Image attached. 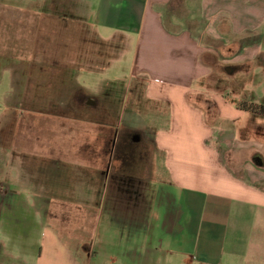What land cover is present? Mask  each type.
<instances>
[{"label":"rangeland","instance_id":"rangeland-1","mask_svg":"<svg viewBox=\"0 0 264 264\" xmlns=\"http://www.w3.org/2000/svg\"><path fill=\"white\" fill-rule=\"evenodd\" d=\"M233 2L252 48L243 64L229 57L215 89L235 107L264 103V0ZM129 45L100 40L84 0H0V264H124L160 249L176 196L151 142L129 128L158 115L132 81ZM218 141L223 162L264 189V160L252 159L264 154V117L223 124ZM113 182L125 192L106 191Z\"/></svg>","mask_w":264,"mask_h":264},{"label":"crops","instance_id":"crops-1","mask_svg":"<svg viewBox=\"0 0 264 264\" xmlns=\"http://www.w3.org/2000/svg\"><path fill=\"white\" fill-rule=\"evenodd\" d=\"M233 1L84 0L85 24L100 40L117 47L130 42L132 81L145 85L144 103H155L158 115L150 126L129 128L151 142L153 162L162 161L167 192L176 196L160 249L124 264H264V189L237 176L218 148L223 124L260 116L215 89L220 71H231L229 57L243 64L252 48L244 40L247 15L241 7L233 13ZM257 154L253 160H264ZM106 189L125 192L118 184ZM101 198L100 216L106 193ZM171 244L176 249L166 251Z\"/></svg>","mask_w":264,"mask_h":264},{"label":"trees","instance_id":"trees-1","mask_svg":"<svg viewBox=\"0 0 264 264\" xmlns=\"http://www.w3.org/2000/svg\"><path fill=\"white\" fill-rule=\"evenodd\" d=\"M237 108L241 111L264 116V103L242 101L237 105Z\"/></svg>","mask_w":264,"mask_h":264},{"label":"flooded vegetation","instance_id":"flooded-vegetation-1","mask_svg":"<svg viewBox=\"0 0 264 264\" xmlns=\"http://www.w3.org/2000/svg\"><path fill=\"white\" fill-rule=\"evenodd\" d=\"M137 138H133V140L135 141ZM139 141H142L143 143H145L146 142V139L145 138H143V135H142V138L140 137L139 138ZM129 150H130V156H131V159H129V160H124L125 162H127V163H125L124 165L125 166H129V165H132L133 163H134V161H133V159H134V157L133 156H135V154H136V150L134 151V149H132L130 146H129V148H128ZM131 160V161H130ZM120 175V174H119ZM113 178H111V180H112ZM115 179H116V176H115ZM113 183H115V182H113ZM118 183V182H117ZM117 183H115V184H117ZM118 185H120V184H118ZM90 255V254H89Z\"/></svg>","mask_w":264,"mask_h":264}]
</instances>
